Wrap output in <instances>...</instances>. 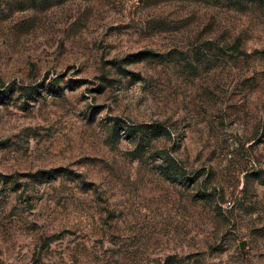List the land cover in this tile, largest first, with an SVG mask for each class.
<instances>
[{"label":"rangeland","instance_id":"obj_1","mask_svg":"<svg viewBox=\"0 0 264 264\" xmlns=\"http://www.w3.org/2000/svg\"><path fill=\"white\" fill-rule=\"evenodd\" d=\"M0 264H264V0H0Z\"/></svg>","mask_w":264,"mask_h":264},{"label":"trees","instance_id":"obj_2","mask_svg":"<svg viewBox=\"0 0 264 264\" xmlns=\"http://www.w3.org/2000/svg\"><path fill=\"white\" fill-rule=\"evenodd\" d=\"M51 177H54L56 174L59 173V171H49L47 172Z\"/></svg>","mask_w":264,"mask_h":264}]
</instances>
